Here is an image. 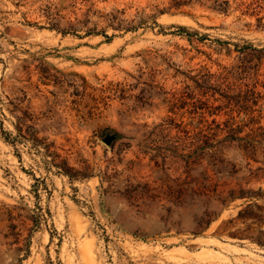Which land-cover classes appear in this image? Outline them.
Instances as JSON below:
<instances>
[{"label": "rangeland", "instance_id": "obj_1", "mask_svg": "<svg viewBox=\"0 0 264 264\" xmlns=\"http://www.w3.org/2000/svg\"><path fill=\"white\" fill-rule=\"evenodd\" d=\"M168 1L0 0V264H264V0Z\"/></svg>", "mask_w": 264, "mask_h": 264}, {"label": "trees", "instance_id": "obj_2", "mask_svg": "<svg viewBox=\"0 0 264 264\" xmlns=\"http://www.w3.org/2000/svg\"><path fill=\"white\" fill-rule=\"evenodd\" d=\"M187 4L186 0H169L168 1V6L163 7L162 9H154V13L149 14V15H145L142 14L143 12L141 11L140 13L138 12V16L139 19L137 20V23L132 25V26H126V27H122L123 25V20H119L118 19V15L116 14V12H113V10L111 12L108 13V18H107V25L105 26V29L100 30V31H91L88 30L85 33H95V34H102L104 36L105 41H110L113 37L114 34H107V29L110 28L112 30H121V28L124 31H135L136 29H138L139 27H153V26H158L161 27L157 22H156V17L159 14L162 13H176L179 12L177 10H179L183 5ZM171 9L174 10V12L171 11ZM149 24V25H148ZM153 25V26H151ZM178 30L176 31L177 34H181L180 32H185V27L184 26H178L177 27ZM187 38L190 37L189 33H186ZM0 135L3 138L4 141L8 142L10 133L9 131H7L6 129L3 128V121L0 119ZM228 138H242L241 136L238 135V131L233 132H229L225 135Z\"/></svg>", "mask_w": 264, "mask_h": 264}, {"label": "water", "instance_id": "obj_3", "mask_svg": "<svg viewBox=\"0 0 264 264\" xmlns=\"http://www.w3.org/2000/svg\"><path fill=\"white\" fill-rule=\"evenodd\" d=\"M115 135L114 134H107L102 138V141L106 144V145H110V143L114 140Z\"/></svg>", "mask_w": 264, "mask_h": 264}]
</instances>
